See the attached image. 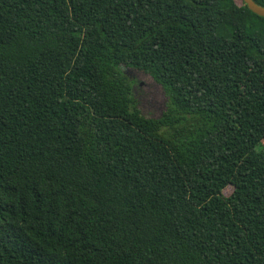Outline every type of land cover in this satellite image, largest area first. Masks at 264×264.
<instances>
[{
    "label": "trees",
    "instance_id": "trees-1",
    "mask_svg": "<svg viewBox=\"0 0 264 264\" xmlns=\"http://www.w3.org/2000/svg\"><path fill=\"white\" fill-rule=\"evenodd\" d=\"M263 126L244 0H0V264H264Z\"/></svg>",
    "mask_w": 264,
    "mask_h": 264
},
{
    "label": "rangeland",
    "instance_id": "rangeland-1",
    "mask_svg": "<svg viewBox=\"0 0 264 264\" xmlns=\"http://www.w3.org/2000/svg\"><path fill=\"white\" fill-rule=\"evenodd\" d=\"M126 72L135 79L133 91L141 112L148 117L160 116L165 110L168 100L163 86L141 69L126 67ZM262 136L261 141L264 143V128ZM232 189L233 186L228 185L223 190V194H229Z\"/></svg>",
    "mask_w": 264,
    "mask_h": 264
},
{
    "label": "water",
    "instance_id": "water-1",
    "mask_svg": "<svg viewBox=\"0 0 264 264\" xmlns=\"http://www.w3.org/2000/svg\"><path fill=\"white\" fill-rule=\"evenodd\" d=\"M244 1L254 11L264 14V7H262L259 4H257L254 0H244Z\"/></svg>",
    "mask_w": 264,
    "mask_h": 264
}]
</instances>
